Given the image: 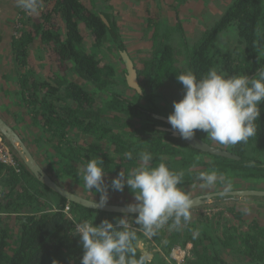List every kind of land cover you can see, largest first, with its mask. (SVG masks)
<instances>
[{
  "label": "trees",
  "instance_id": "1",
  "mask_svg": "<svg viewBox=\"0 0 264 264\" xmlns=\"http://www.w3.org/2000/svg\"><path fill=\"white\" fill-rule=\"evenodd\" d=\"M49 1V7L40 11H44L43 16L28 17L30 24L18 29L20 35H13L11 47L23 69L14 79L19 84L14 96L26 108L31 123L48 134L43 162L56 181L67 180L71 186H78L81 194L99 200V193L84 187L77 174L80 166L89 159L101 158L105 182L110 185L121 169L127 173L138 166L139 153L147 151L153 156L152 166L165 163L173 171H183L178 185L181 189L202 182L199 173L212 170L222 178L216 184L229 189L242 183L264 184V103L255 121L257 133L247 142L222 146L197 131V137L235 157L188 146L167 130H160L158 126H171L156 117H168L173 101L182 98L183 86L177 80L181 73L191 72L199 79L215 69L225 76L256 77L264 67V0H227L193 38L185 35L178 21L170 24L147 18L144 29L151 35L152 49L143 59L142 68L135 65L141 95L128 86L126 69H119L102 50L109 42L106 47L116 49L111 53L120 61L121 51L126 50L112 7L90 10L82 0ZM174 1L177 6L186 0ZM53 16L60 17L63 27L53 23ZM80 23L89 30V42L80 31ZM35 39L51 47L58 70L53 78L40 77L28 64V50ZM178 43L182 65L176 64ZM72 73L84 83L72 80ZM164 90L173 96H165ZM73 130L77 132L74 135L86 139L73 137ZM126 152H132V160L124 156ZM113 192L122 193L119 202L134 200L127 185L123 192L109 187V196ZM66 203L70 205V217L50 211L53 205L62 208ZM197 209L191 208L187 223L182 221L177 227L170 219L150 239L167 256L175 245L192 243L193 249L183 264H230L219 253V247L238 253L247 263L264 264V224L251 220L242 225L249 207L221 208L213 213L217 220ZM225 214L229 219L219 221ZM121 215L69 202L22 163L16 171L0 162V264H80L83 250L79 236L73 234L75 224H99L105 218L114 221ZM128 222L139 239L147 238L134 216H129ZM142 254L146 253L138 250L136 258ZM146 255L147 264H170Z\"/></svg>",
  "mask_w": 264,
  "mask_h": 264
},
{
  "label": "clouds",
  "instance_id": "2",
  "mask_svg": "<svg viewBox=\"0 0 264 264\" xmlns=\"http://www.w3.org/2000/svg\"><path fill=\"white\" fill-rule=\"evenodd\" d=\"M16 4L29 15L40 10V0H16ZM177 80L183 86V95L173 101V111L167 120L180 139L191 141L200 131L219 145L231 146L256 135L255 121L264 103V67L254 78L225 76L209 69L199 79L186 72L178 75ZM138 91L141 95L139 86ZM124 156L133 159L132 152ZM152 160L150 152H140L138 166L127 173L121 169L110 185L105 182L101 158L89 159L80 166L77 174L82 177L84 187L100 194L96 208L107 205L109 187L123 192L127 185L134 194V202L127 204L123 215L114 221L105 218L99 224L87 221L76 224L73 234L79 236L83 250L80 264H147L146 254L136 258L138 250L143 253L144 243L131 228L129 216H134L143 236L149 238L170 219L177 227L191 219L192 200L178 187L183 171H173L165 163L152 166ZM198 179L202 181L201 187H212L222 178L212 170L201 171Z\"/></svg>",
  "mask_w": 264,
  "mask_h": 264
},
{
  "label": "rangeland",
  "instance_id": "3",
  "mask_svg": "<svg viewBox=\"0 0 264 264\" xmlns=\"http://www.w3.org/2000/svg\"><path fill=\"white\" fill-rule=\"evenodd\" d=\"M84 5L89 8L90 10H95L96 5L94 7L91 6L90 0H82ZM119 3L120 1L117 0ZM122 4L119 6V10L115 13L114 10L111 9L112 14L115 16L118 27H119V36L121 40L124 43L125 49L127 53L129 54L130 58L133 60L135 65L139 68H142L143 66V59L147 58L150 55L152 45L151 40L148 31H145V21L147 18H152V20L157 22H168L173 24L174 22L178 21L182 24L183 30L185 35H187L190 38H193L197 32L198 29L201 28L203 23L209 22V20L215 16L222 8V5L227 2V0H186L185 2L177 5V6H170V3L165 0H163V3H159V5L154 6L144 4L143 2H140L139 0H121ZM50 1L49 0H40V10L38 14H27L22 8L19 12L22 11L23 19H16L15 21H12V28L13 34L15 32V29L17 28H23L26 24H30L28 22L29 16L34 17H40L43 16L44 11L40 14L41 10H45L49 7ZM97 4V3H96ZM99 7H102V4H97ZM167 5V6H166ZM16 4L11 7L10 11L16 10ZM53 23H56L57 26L59 25V17L53 16ZM62 26V25H61ZM83 25V23H80V31L83 33V35L86 37V34H89V30ZM90 38V35H88ZM86 39L89 42V39L86 37ZM109 42L104 43V46L102 48L103 52L107 53V56H111L110 59L114 60L116 62L118 68H121L122 61L119 60L117 56H114L112 53L116 51V49H108L106 46L109 45ZM111 48V46H110ZM43 48H35L31 47L29 48L30 57L31 60H37L41 58L40 51ZM51 47L48 45V48H46V54L45 60L49 58V60L52 59L51 55ZM181 50V44L178 43L176 46V53H178ZM112 52V53H111ZM176 57V64L182 65L183 60V53L180 51L178 54L175 55ZM28 58V55H27ZM29 60V59H28ZM123 88V87H122ZM127 89V88H126ZM128 90V89H127ZM129 91V90H128ZM173 93L169 92L168 90H164V95L172 97ZM73 137H77L76 135L72 134ZM80 141L82 139H79ZM49 172V171H48ZM50 173V172H49ZM51 174V173H50ZM67 180H63L62 183L64 186L69 187L70 189L74 190L75 192H80V190L75 189V186H71ZM202 182H197L195 186L193 187H186L183 191H185L190 197L194 195L199 194H208L211 192H217L221 190H235V189H243V188H259L264 189V184H248V183H242L239 184V186L232 185V189H229V186H218L215 184L212 187H201ZM122 196V193H116V195L111 196L110 201H120V198ZM96 198V197H93ZM98 198V197H97ZM224 198V197H219ZM109 201V200H108ZM134 202V200H130ZM242 203V207H250L251 210L250 214L254 216H264V199L260 198H250V197H241L238 200H231V199H225L220 202H217L216 204H210L198 207L197 210L203 211L208 217L213 218L217 220V218L214 216V212H217L221 208H224L226 206H233V203ZM194 210V209H193ZM221 220V219H220ZM144 246L147 247V254L149 257H156L159 259L164 260L167 263L169 262L168 256L165 254L164 250L161 249L160 245H154V243L149 238H142ZM187 243L184 244L185 248H187ZM177 246V245H175Z\"/></svg>",
  "mask_w": 264,
  "mask_h": 264
},
{
  "label": "crops",
  "instance_id": "4",
  "mask_svg": "<svg viewBox=\"0 0 264 264\" xmlns=\"http://www.w3.org/2000/svg\"><path fill=\"white\" fill-rule=\"evenodd\" d=\"M90 1L91 6L89 7H94L96 5L97 8V4L99 3L102 4V7L100 8H103L104 5H110L113 10L116 9L114 10L115 13L117 12V10H119V6L122 4L121 0H119V3L117 2V0ZM139 1L148 5L152 4L153 7L159 5L154 0ZM160 2L163 3V0H160ZM168 2L170 3V6H176V2L174 0H168ZM15 4L16 0H0V115L5 121L8 122L9 125H11L15 129L20 138L28 147L31 154L35 157L39 164L45 170H47V164L43 161L45 160L46 155V138L48 134L44 133L41 128L34 126L31 123V119L27 114L26 108H24L23 105H20L19 101L14 96V92L19 90V84L14 79L18 76L19 73L23 71V69L16 62L11 47V40L14 35L12 21L16 20L22 15V11L19 12L21 8L17 6L16 10L13 9L12 12L10 11L11 7ZM169 21L170 20H168V22ZM61 25L63 27V24L59 17V26ZM86 35L88 36L89 34ZM31 47L43 48L40 51L41 58L37 60H31L30 52L28 50V64L30 65L32 70L42 78H53L54 74L58 73V70L55 60H49V58L45 60V55H47L45 51L46 48H48V45L46 43H42L39 39H35ZM69 77L79 83L84 82L81 78L73 73ZM81 137H83L84 140L86 139V136L81 135ZM57 183L64 186L62 183H60V181H57ZM64 187L70 189L69 187ZM75 189L80 190L78 186H76ZM116 193L118 192H113L112 195L109 196V200L110 198H112L111 196L116 195ZM240 205H242V203H233V206L239 209L248 207H242ZM250 211L253 210H251V208L249 207V210H247V212L243 215L245 219V221L242 223L243 226H246V223L250 222L251 220H256L259 221V223L264 224V216H254L250 214ZM225 215L226 216L220 218L221 220L219 221L228 220L229 216L227 214ZM219 225L217 226L218 233L221 232ZM219 253H221L230 264H250L247 263V261H245V259H243L238 253L232 254L231 252H229L226 247H219Z\"/></svg>",
  "mask_w": 264,
  "mask_h": 264
},
{
  "label": "water",
  "instance_id": "5",
  "mask_svg": "<svg viewBox=\"0 0 264 264\" xmlns=\"http://www.w3.org/2000/svg\"><path fill=\"white\" fill-rule=\"evenodd\" d=\"M105 21V18L102 17ZM122 65L126 69V81L129 87L134 88L138 91L139 79L137 75V67L135 66L133 60L130 58L126 50L121 51ZM141 88V87H140ZM139 92V91H138ZM157 118H160L168 123L167 117L156 115ZM160 130H167L174 137L180 138L178 134L174 133L171 127L168 126H158ZM0 133L3 135L9 146L14 151L15 155L19 159L20 163L30 171L40 182L48 186L51 190L64 197L69 202H74L85 207L108 211V212H118L123 213V209L127 204L132 202H119V201H108L107 205L103 208H96L95 201L98 199L91 198L87 195L75 192L73 190L67 189L64 186L57 183V181L45 170L35 157L31 154L26 144L20 138L15 129L8 124L7 121L3 119L0 115ZM183 143L187 144L190 147L196 148L198 150L208 152L211 154H218L227 157H235L232 153L216 146L214 144L208 143L202 138H199L195 135L194 139L191 141H184ZM108 177V176H107ZM219 197H224L219 198ZM241 197H250V198H260L264 199V189L257 188H243L235 190H221L217 192H211L208 194H199L191 196L192 208H197L205 205L216 204L225 199L238 200ZM237 203V202H235ZM147 247L144 246V251L147 254Z\"/></svg>",
  "mask_w": 264,
  "mask_h": 264
},
{
  "label": "built area",
  "instance_id": "6",
  "mask_svg": "<svg viewBox=\"0 0 264 264\" xmlns=\"http://www.w3.org/2000/svg\"><path fill=\"white\" fill-rule=\"evenodd\" d=\"M18 29L19 28L17 26L14 32L17 36L20 35V32H18ZM0 162L3 163L4 165L12 167L16 171H19L21 167V163L19 159L17 158L14 151L9 146V144L7 143V141L5 140V138L3 137L1 133H0ZM50 211H60L66 214L68 217H70L69 203H66L62 208H57V206L53 205ZM192 249H193V244L189 248H185V246L183 247L181 245L172 247L168 255L170 264H183L186 258L190 255Z\"/></svg>",
  "mask_w": 264,
  "mask_h": 264
},
{
  "label": "flooded vegetation",
  "instance_id": "7",
  "mask_svg": "<svg viewBox=\"0 0 264 264\" xmlns=\"http://www.w3.org/2000/svg\"><path fill=\"white\" fill-rule=\"evenodd\" d=\"M21 14H22V12H21ZM18 19H20V22H21V19H23V15H21V17H18L17 20H18ZM14 21H15V20H14ZM24 27H25V26H24ZM24 27H23V28H24ZM21 28H22V27H21ZM14 35H16V34L14 33ZM83 83H84V82H83ZM73 132H76V131L73 130ZM73 132L71 133V135L73 134ZM76 133H77V132H76ZM80 134H81V133H80ZM79 139H80V138H79ZM196 183H197V182H195V183L189 185L188 187L191 188V187L195 186ZM186 187H187V186H186ZM186 187H185V188H182V190L186 189ZM186 246H187V248H189L190 246H192V243L189 242V243H187Z\"/></svg>",
  "mask_w": 264,
  "mask_h": 264
}]
</instances>
